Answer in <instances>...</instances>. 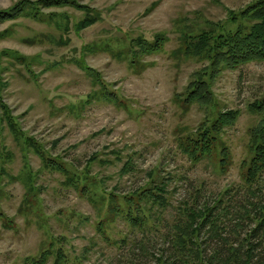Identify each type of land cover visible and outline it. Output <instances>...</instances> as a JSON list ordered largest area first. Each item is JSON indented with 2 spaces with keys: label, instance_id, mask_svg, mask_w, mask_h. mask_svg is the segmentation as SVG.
Wrapping results in <instances>:
<instances>
[{
  "label": "rangeland",
  "instance_id": "rangeland-1",
  "mask_svg": "<svg viewBox=\"0 0 264 264\" xmlns=\"http://www.w3.org/2000/svg\"><path fill=\"white\" fill-rule=\"evenodd\" d=\"M38 1L0 0V12L22 2L29 8L0 23V264H38L47 251L43 264L172 261L178 229L170 237L171 227L181 206L194 204L196 189L199 208L231 190L222 238L239 248L254 227L239 214L246 202L241 168L259 121L249 106L264 96V63L224 71L214 81L211 106L185 109L177 96L203 64L178 50L184 33L221 24L235 31L231 13L254 0H77L90 13L70 6L42 9L33 5ZM157 36L166 39L163 49L144 58L146 69L133 67L131 42ZM228 110L241 112L223 135L228 171L209 161L194 166L180 151L181 136L207 114ZM33 141L66 172L48 169ZM150 172L167 185L168 206L134 200L140 219L134 225L123 198L139 192ZM236 223L243 225L239 239ZM201 235L206 257L221 247L222 259L227 257L224 241Z\"/></svg>",
  "mask_w": 264,
  "mask_h": 264
},
{
  "label": "trees",
  "instance_id": "trees-1",
  "mask_svg": "<svg viewBox=\"0 0 264 264\" xmlns=\"http://www.w3.org/2000/svg\"><path fill=\"white\" fill-rule=\"evenodd\" d=\"M33 5L40 6L42 9L70 6L91 12L90 7L81 5L77 0H39L37 4L34 3ZM28 9V6L22 2L11 11L0 12V23L20 17ZM231 16V23H238L235 31H228L225 24H221L217 26L218 29L210 26V28L199 32L184 33L181 37L178 52L188 59L203 64L200 70L192 74L185 90L177 96L178 101L185 109H190L195 104L204 107L211 106L214 101V81L224 71H236L251 63H264V0H254L240 12L231 13ZM93 20L96 19L92 18L91 22L89 20L81 22L79 31L91 26ZM165 40L164 37L159 36L155 38L154 42H149L144 38L133 40L131 42L133 51L130 52V63L137 69H146L148 64L144 62V58L159 53L164 47ZM102 85L106 89L103 82ZM108 95L113 94L109 93ZM249 109L258 115L259 121L250 130L249 157L242 163L241 170L246 202L240 206L241 212L239 214L242 218L249 219L254 227L246 233L244 240L240 242L241 244H238L239 248H236L233 241L222 238L226 231L222 218L230 215V202H226V198H228L231 190L225 191L213 204H204L199 208L197 197L200 196L201 192L196 189L192 197L194 204L186 203L181 206L180 211H183L182 213L179 211L177 221L171 227L170 237H173V231L178 229L177 239L172 242L174 259L165 261L161 258L158 259L159 263L264 264V96L252 103ZM3 113L10 128L13 132L18 133L16 124L6 107H4ZM240 114L241 112L238 110L219 112L217 116L207 114L196 130L181 136L179 140L181 153L194 166L209 161L216 168L219 166L221 172H227L231 165V155L223 141V135L226 128L236 123ZM29 144L33 145L48 169L66 172L61 161L53 159L42 148L36 147V141ZM149 176V182L139 192L130 198H123L124 203L129 205L126 217L131 224H140L139 213L133 210L136 206L139 207V202L134 200L140 202L154 201L163 207L168 206L167 185L163 179L157 180L156 174L150 172ZM67 182L73 186L77 185L75 180L71 181L70 177ZM247 197L249 199L257 198L259 202L257 204L250 203ZM113 210L118 211L120 208L116 207ZM183 217L186 218L184 226L181 224ZM235 225L233 233L236 239H239L243 233V225L242 223ZM235 229L236 232H234ZM203 231L209 237L224 241L227 251L225 259L221 257L222 250L225 252L224 247H221L219 252L210 258L206 257V243L201 237ZM49 253L48 251L45 252L38 260V264L46 262ZM61 258L62 253L58 252L57 261L59 262Z\"/></svg>",
  "mask_w": 264,
  "mask_h": 264
}]
</instances>
